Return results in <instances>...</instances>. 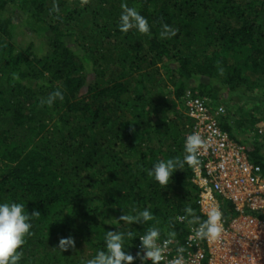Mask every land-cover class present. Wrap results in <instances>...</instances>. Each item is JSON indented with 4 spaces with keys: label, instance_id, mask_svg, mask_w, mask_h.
Segmentation results:
<instances>
[{
    "label": "trees",
    "instance_id": "16d2710c",
    "mask_svg": "<svg viewBox=\"0 0 264 264\" xmlns=\"http://www.w3.org/2000/svg\"><path fill=\"white\" fill-rule=\"evenodd\" d=\"M125 4L146 18L148 33L120 30ZM164 24L176 35L161 37ZM27 34L21 48L17 38ZM257 89L264 0H0V203H25L41 216L18 264H87L106 251L108 231L134 232L124 241L133 256L142 255L139 237L150 227L159 239L175 232L181 244L189 221L205 219L193 164L185 161L163 187L147 171L188 155L187 94L210 111L226 108L219 127L264 168L253 131L264 122ZM57 90L63 99L47 104ZM243 99L260 105L242 114L228 104ZM222 204L229 221L235 213ZM144 208L152 221L120 220ZM68 235L75 247L60 252Z\"/></svg>",
    "mask_w": 264,
    "mask_h": 264
},
{
    "label": "built area",
    "instance_id": "2783aa9c",
    "mask_svg": "<svg viewBox=\"0 0 264 264\" xmlns=\"http://www.w3.org/2000/svg\"><path fill=\"white\" fill-rule=\"evenodd\" d=\"M222 113L221 107L210 111L205 102L186 95L185 114L192 123L189 135L199 133L205 141L197 153L199 162L191 170L200 214L206 219L211 206L222 210L226 202L234 217L227 221L223 213L225 231L217 240L194 238L193 226L181 244L159 239L160 264L177 260L179 264H264V168L252 163L244 146L221 130L217 117ZM253 131L264 144V122ZM177 220L184 221L182 217ZM178 247L184 248L182 254L177 253Z\"/></svg>",
    "mask_w": 264,
    "mask_h": 264
},
{
    "label": "clouds",
    "instance_id": "9594fccd",
    "mask_svg": "<svg viewBox=\"0 0 264 264\" xmlns=\"http://www.w3.org/2000/svg\"><path fill=\"white\" fill-rule=\"evenodd\" d=\"M123 11L120 16V30L127 32L135 28L140 33H148L150 26L144 16L135 8H130L126 4L122 6ZM177 30L167 24L162 25L161 37L170 38L176 35ZM223 70L221 69V74ZM56 99H63V93L59 90L52 93L46 103L51 105ZM205 146V141L199 133L188 135L184 143V151L188 154L183 159L180 157L160 160L148 169L147 175L159 186H166L172 174L181 170L188 163H198L197 153L200 148ZM135 215L125 214L120 217L121 221L130 223L149 222L154 219L152 212L148 208L142 211L133 209ZM39 211H33L29 214L26 211L25 203L4 202L0 203V264H18L22 252L19 249L24 245L25 238L30 236L33 227V219L39 218ZM182 219H184L182 217ZM199 217H194L189 221L194 225V238L201 240H217L225 231L223 223V212L217 205L211 206L207 211V218L197 225ZM175 232H169V241L175 237ZM135 233L132 231H108L105 245L106 251L100 250L90 259L87 264H134L139 260L140 264H146L151 261L152 264H160L163 259V249L158 243L161 236L160 230L156 227H150L143 235L139 237L140 249L133 256L124 248L126 238H133ZM75 247V239L72 235L61 237L58 241L57 248L60 252H67ZM183 247L177 248V253L182 254ZM182 258V257H181ZM179 264V260L176 261Z\"/></svg>",
    "mask_w": 264,
    "mask_h": 264
},
{
    "label": "rangeland",
    "instance_id": "374dc122",
    "mask_svg": "<svg viewBox=\"0 0 264 264\" xmlns=\"http://www.w3.org/2000/svg\"><path fill=\"white\" fill-rule=\"evenodd\" d=\"M19 31H20V28H19ZM21 32V31H20ZM29 37H30V34H27V35H25V36H21V35H19V37L17 38L18 39V41L20 42L19 44H20V46H21V48H25V45H27V43H25V42H27V41H29ZM32 37H35V36H33V35H31V39H32ZM36 38V37H35ZM37 42H38V40H37ZM19 46V47H20ZM170 91L172 92V90L170 89ZM166 93H168V92H166ZM255 93H256V97L257 98H261V100H263L264 101V90H261V89H257L256 91H255ZM247 95V94H246ZM248 96H250V94L248 95ZM212 98H214L213 96L212 97H210L209 98V100H212ZM224 98L226 99L227 98V96H224ZM234 98H236V99H238V98H240V96L239 97H234ZM248 98V97H247ZM221 99V97H219V100ZM220 104V103H219ZM229 105H231V109H234V108H236L237 110H240L241 111V113L242 114H244V113H246V112H250V111H253L257 106H259L260 104H258L256 107H255V105L256 104H254L253 102L251 103V104H249L248 103V100L247 99H243V102H240V101H237V102H234V101H232L231 103H228ZM221 105V104H220ZM221 107H223V106H221ZM225 108V107H224ZM226 109V108H225ZM225 109H223V111H225ZM239 120V119H238ZM50 126V125H49Z\"/></svg>",
    "mask_w": 264,
    "mask_h": 264
}]
</instances>
